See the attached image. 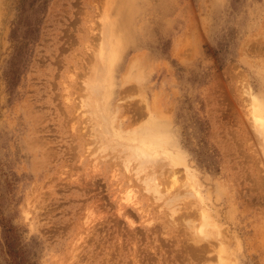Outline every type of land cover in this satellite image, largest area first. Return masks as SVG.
Wrapping results in <instances>:
<instances>
[{"label":"rangeland","instance_id":"rangeland-1","mask_svg":"<svg viewBox=\"0 0 264 264\" xmlns=\"http://www.w3.org/2000/svg\"><path fill=\"white\" fill-rule=\"evenodd\" d=\"M254 99L264 0H0V264H264Z\"/></svg>","mask_w":264,"mask_h":264},{"label":"bare ground","instance_id":"bare-ground-1","mask_svg":"<svg viewBox=\"0 0 264 264\" xmlns=\"http://www.w3.org/2000/svg\"><path fill=\"white\" fill-rule=\"evenodd\" d=\"M104 50V49H103ZM106 52V51H105ZM105 70V68H104ZM95 98V97H94ZM97 98V97H96ZM98 100V99H97ZM96 101V99H95ZM99 101V100H98ZM254 105H253V117L255 119V122L264 130V103L258 102V100L254 99ZM251 105V104H250ZM252 114V113H251ZM258 128V126H257ZM261 130V129H260ZM264 135V134H263ZM148 157H151L148 153L146 154ZM173 186V185H172ZM128 201L131 200V196H128ZM206 222V221H205ZM210 224L204 225L202 231L205 232V227L209 226ZM207 229V228H206Z\"/></svg>","mask_w":264,"mask_h":264}]
</instances>
